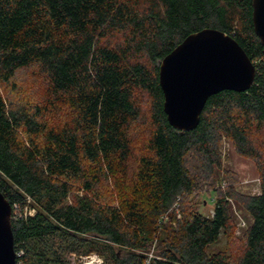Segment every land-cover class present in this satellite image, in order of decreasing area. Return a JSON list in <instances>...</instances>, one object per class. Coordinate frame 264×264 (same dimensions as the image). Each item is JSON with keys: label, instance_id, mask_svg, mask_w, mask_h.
<instances>
[{"label": "trees", "instance_id": "trees-1", "mask_svg": "<svg viewBox=\"0 0 264 264\" xmlns=\"http://www.w3.org/2000/svg\"><path fill=\"white\" fill-rule=\"evenodd\" d=\"M253 10V0H0V191L16 264L92 252L105 264H264V46ZM205 28L233 36L256 77L247 91L210 96L182 131L164 111L160 63ZM28 68L45 82L42 99L5 95ZM142 93L151 132L132 169ZM223 138L255 160L260 191L211 188L207 215L189 198L219 167ZM232 199L251 218L234 258L216 248L232 230Z\"/></svg>", "mask_w": 264, "mask_h": 264}, {"label": "water", "instance_id": "water-1", "mask_svg": "<svg viewBox=\"0 0 264 264\" xmlns=\"http://www.w3.org/2000/svg\"><path fill=\"white\" fill-rule=\"evenodd\" d=\"M253 6L255 31L264 46V0H253ZM255 77L254 63L233 36L215 28L191 33L160 63L169 123L182 131L196 128L210 96L222 90L247 91ZM12 213L0 191V264H16Z\"/></svg>", "mask_w": 264, "mask_h": 264}, {"label": "rangeland", "instance_id": "rangeland-1", "mask_svg": "<svg viewBox=\"0 0 264 264\" xmlns=\"http://www.w3.org/2000/svg\"><path fill=\"white\" fill-rule=\"evenodd\" d=\"M16 83L18 85L17 90L10 91V89H2L3 93H5V95L8 94L12 99L20 98L22 100L28 99L32 101H40L42 99L45 82L42 76L38 75L35 68H28L20 71L17 75ZM138 100L143 109V114L139 121L133 124L131 128V137L134 147V154L131 158L132 169L137 167V160L139 161L140 156L145 153V143L151 132L149 115L150 97L142 93L138 96ZM62 119H64V116L57 117L55 121H60ZM259 139L264 140V136H261ZM220 154L221 162L218 165L219 167L214 169L213 175H211L212 179L203 176L205 180L201 182V188L196 190L189 198L190 202L199 211L207 215L213 213L216 198V192L213 190L211 191V188L214 190L216 188L227 190L229 187H232L237 193L245 194H255L260 191V174L255 160L238 153L233 143L228 138L222 139ZM192 165L198 166L197 162L194 161ZM126 179L125 177L124 180ZM111 187H113V183L109 182L107 188L111 189ZM231 205L234 214L232 230L230 235H222L218 244H216V248L227 249L234 258L241 253L244 245V231L250 224L251 218L235 199L231 200ZM91 254L98 253L92 252L82 255L79 258L73 256L71 258L72 263L83 264V261L89 259L86 256ZM99 256L102 257L101 255ZM102 259L103 262L101 264H105L103 257Z\"/></svg>", "mask_w": 264, "mask_h": 264}, {"label": "built area", "instance_id": "built-area-1", "mask_svg": "<svg viewBox=\"0 0 264 264\" xmlns=\"http://www.w3.org/2000/svg\"><path fill=\"white\" fill-rule=\"evenodd\" d=\"M21 253L17 252L16 256L20 255ZM87 258H89L87 261H83V264H101L103 262L102 257H100L98 254H91L87 255Z\"/></svg>", "mask_w": 264, "mask_h": 264}]
</instances>
